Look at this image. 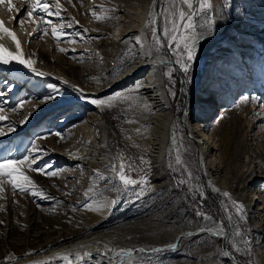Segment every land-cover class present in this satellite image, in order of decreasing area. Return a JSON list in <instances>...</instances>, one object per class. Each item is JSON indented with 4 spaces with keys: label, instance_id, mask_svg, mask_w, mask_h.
Returning <instances> with one entry per match:
<instances>
[{
    "label": "rangeland",
    "instance_id": "rangeland-1",
    "mask_svg": "<svg viewBox=\"0 0 264 264\" xmlns=\"http://www.w3.org/2000/svg\"><path fill=\"white\" fill-rule=\"evenodd\" d=\"M12 2L15 8L24 5L18 18L24 24L15 28L27 40L28 59L35 61L37 71L50 75L21 73L7 81L15 87L7 93L8 100L0 98V116L8 121L0 125L5 133L0 136V159L30 155L35 143L46 151L36 157L34 167L55 170L57 175L25 168L34 189L44 196L13 192L10 184H4L0 192V264H17L98 236L110 239L117 251L156 242L166 246L179 233H196L221 222L229 233L228 248L241 261L260 264L261 257L264 264V136L257 135L264 131V0H212L213 8L204 11L193 0L197 10L194 25L210 23L221 39L198 53L190 72H183V86L180 75L171 68L170 53L177 60L176 48L159 46L160 34L152 24L160 6L162 30L169 27L171 31L165 18L173 13V5L190 11L181 0H162L160 5L158 0H60L62 17H45L54 20L51 25L25 16L35 0ZM2 5L4 17L9 21L12 16L13 26L16 9L9 13L7 3ZM129 10L139 16L133 17ZM141 14L151 22L147 33L154 51L167 55L161 72L171 106L157 117L147 96L128 87L117 95L116 105L105 108L99 117L89 101L97 99L94 94L100 88L134 63L136 49L130 40L136 36L131 30L139 24ZM38 27L40 31L47 27L49 34L41 36ZM53 28L79 42L58 41L51 34ZM0 80V89L7 87L3 77ZM48 85H55L58 92L54 99L42 102L40 98L51 94ZM84 91L92 95L83 99ZM22 100L30 102L14 111ZM69 100L75 104L62 107ZM192 101L200 103L198 111ZM185 107L184 118H191L189 128L179 122ZM25 110L28 119L19 122ZM81 113L86 117L68 123ZM167 115L174 121L160 159L154 153L159 145L151 127ZM97 118L106 135L97 129ZM188 129L197 131L209 151L203 156L202 168L197 146L186 136ZM48 133L53 135L37 139ZM213 147L217 162L209 166ZM121 160L126 164L125 174L137 181L135 187L125 188L118 180ZM114 164L116 171L112 170ZM214 175L219 184L206 188ZM143 179L147 184L140 183ZM86 194L95 198L92 209L107 206L99 212L85 209ZM234 201L244 205V219ZM156 230L165 233L157 236ZM196 235L200 237L182 238L178 253L165 249L156 261L142 254L136 264H236L223 255L220 238Z\"/></svg>",
    "mask_w": 264,
    "mask_h": 264
},
{
    "label": "bare ground",
    "instance_id": "bare-ground-1",
    "mask_svg": "<svg viewBox=\"0 0 264 264\" xmlns=\"http://www.w3.org/2000/svg\"><path fill=\"white\" fill-rule=\"evenodd\" d=\"M161 1L162 0H160V1L158 0L159 5H160ZM7 6L8 5H6V7ZM3 8H4L3 5H0V20H2L4 22L5 26L8 29L15 32L17 38L19 39V41L21 43V51L23 52L24 57L28 59L29 48L27 45V40L26 41L23 40V38H24L23 34L24 33L18 31V29L15 28V26L17 25L18 18L21 15H23L24 5H20V6H18V8H15L16 9V16H15L16 22L13 26H12L13 21L11 18L12 16L10 17V20L8 21L4 17ZM7 9H8V7H7ZM132 10H133V8H132ZM130 13L134 14V15H132L133 17L136 15L139 16V13L137 11L136 12L130 11ZM146 19H145V16L143 14H141V17L138 18V20H140L139 24L136 27L133 26L134 28H133V30H131V33H132L131 35L136 36L134 39L130 40V43H132L136 49V52H135L136 53V59H135L134 63L129 68H127L123 73H121L118 76H116L115 78H113L109 83H107V85L105 87L100 88L94 94L98 98L103 99L105 101V103L99 107L97 105H94V104L91 105L92 108L98 110L99 117H101V113L103 112V110L105 108H110L111 106L116 105L115 98L117 97V95H119L120 92L124 91L128 87L137 88L136 87L137 84L141 85V87H139L138 89L141 92H143L144 95L147 96V98L150 100V103H151L150 105L154 107L155 113H156L155 116L159 117L160 115L165 113L171 106L170 105V98H169L168 93L165 89L164 77H163L162 72H161V66L165 63L167 55L161 54L160 53L161 51L160 52L154 51L152 43L150 41V37L147 33V29L150 27L151 23H149ZM136 20H137V18H136ZM162 21H163L162 20V11H160V6H159V10L157 9L155 11L154 16H152V24L155 27L160 29V31H156L157 35H158V33L160 34V35H158L159 46H161V47L166 46L167 47L168 45L166 43V40L162 36V23H163ZM27 25H28V23H27ZM31 26H33V25L31 24ZM31 32H32V30H31ZM195 32L198 34H201V39L197 41V49H198V53L200 52V54L202 53L203 48H206V46H212L215 42H217L218 40L221 39V35L219 33H217L212 28L210 23L207 25L198 27V28L195 26ZM213 32H214V34H210ZM29 34H31V33L29 32ZM0 43H3L7 48H9L10 51H12V52L16 51L15 44L11 40V38L4 36V37L0 38ZM176 51H177V49H175V53H176ZM170 58H171L170 61H172V64H173V66L171 68L173 70H175L180 75L182 81H184V79H183L184 73L180 69V66L176 63V60H175L176 57H174L173 53H170ZM4 69H9V70H12V71H15L18 73H22V74L23 73L28 74V75L33 74L29 69H26L21 65L13 63V64L8 65V66L0 65V77H2L1 72ZM44 74L50 75L45 71H44ZM52 78H54V77L52 76ZM0 82H1V80H0ZM0 86H2V85L0 84ZM182 86H183V82H182ZM82 93L86 97L89 95H92V94H90L89 91H84ZM3 98L5 100L6 99L8 100L9 96L6 94ZM192 105H194V110H196V111H198V109L200 108V103H198V102L194 103L192 101ZM25 111H26V114H22L21 117H19L20 118L19 122H25L28 119L27 115L29 114V111L28 112H27V110H25ZM185 111H186V107L184 108V111L181 114L179 122H180V125L182 127L185 126L186 128H189V126L191 124V118H188V119L184 118V112ZM196 116H197L196 114L193 115V117H196ZM3 117H5V116H3ZM83 117H86L85 113H81L75 117L70 118L68 123L69 124L74 123L77 120H81ZM97 119H99V121H98L99 123L97 122L98 123L97 127H99V128H97V129H100L106 135V130L104 128V124H103L101 118H97ZM158 120L159 121L151 127V131L152 132L156 131V133H157L155 135L156 136L155 139L158 142L159 147L156 149L157 151H154V153L157 154L161 159L164 152H165V145H166L165 143L167 140V133L170 130V128L172 127L174 119L172 118L171 115H167L166 117H161ZM7 122L8 121L6 119H5V122H2V120H1L0 125L1 124L5 125V123L7 124ZM89 125H91V127H92L93 123L91 122V124H89ZM74 129H76V128H74ZM188 131H189V129H188ZM200 131H203V130H200ZM0 132H2L1 129H0ZM78 134H80V133H78ZM257 135H263L264 136V131L259 132ZM81 136H83V134ZM186 136H187L188 140L192 141L197 146L198 164L201 167L203 156L208 154V152H209L205 148L206 143H205V141H204V143L202 142V140L200 139V136L197 135V131L192 132L190 130L189 132H186ZM201 136H203V134ZM212 149H213V153H212V157H211L212 161L208 162L209 166H212L213 164H216V162H217V158L216 157L213 158L215 156L214 155V147ZM212 178H213V180L210 184H205L206 188H209L210 186L219 184V178L218 177H216L214 175V177H212ZM220 227H221V225H217V226H214L210 229L215 230V229H218ZM203 229H206V228H203ZM162 233H165V232L161 231V230H158V231L156 230L157 236H159ZM194 234H208V235H211L213 237H217L213 233L202 232L200 230L196 233H192L189 231L182 232V233L177 234V236L175 237V240L166 246H162V244H158L156 242L154 244H148V245H144L142 247L132 248V250L143 249L144 251H135V254L127 259V264H136L139 261L138 257H141L140 255H142V254L143 255L146 254L148 256H151L154 259V261H156V258L159 255V253L165 249H169V250L173 251L174 253H178L181 251L180 243L182 241V238H186V240H188L191 237H200L198 235L193 236ZM230 234H231V232H230ZM228 237H229V233L224 228H223V235L221 237H217V238H220L223 242V245H222L223 246L222 247L223 248V255L233 259L232 263L235 262L234 261V259H235L236 264H245L243 261H241V259L238 258L235 251L230 250L228 248V246H227ZM186 244H188V243H186ZM195 244H197V243H195ZM106 249L112 250V252L109 253V256H112V257L117 256L118 251L116 250V246L113 244V242H111L110 239H105L102 236H98V237H94V238H90V239H86V240L76 242L75 244L69 245L67 247L65 246L63 248L53 250V251H51L47 254H44V255L36 256V257L30 258V259H26V260H24L20 263H17V264H49V262H51V264H65V262L60 260L59 257H61L64 254H73V255L80 254V255H83L84 252L91 253L92 258L89 259L88 257H84L83 261L73 260L72 264H108V258L100 255V253H104L106 251ZM258 261L261 264L262 258L260 257L258 259ZM146 262H148V261H146ZM114 264H120L119 257H117V259L114 261Z\"/></svg>",
    "mask_w": 264,
    "mask_h": 264
},
{
    "label": "snow or ice",
    "instance_id": "snow-or-ice-1",
    "mask_svg": "<svg viewBox=\"0 0 264 264\" xmlns=\"http://www.w3.org/2000/svg\"><path fill=\"white\" fill-rule=\"evenodd\" d=\"M71 2V0H69ZM183 5L187 6V9L190 11L186 12L183 7L176 9L175 5H173V13L166 17V22L169 24L171 31H169V27H165L162 30V36L165 40L170 41L169 47H175L177 49L176 56L177 60L176 63L180 65V69L185 73L188 74L190 72L191 66L194 64L197 55H198V49H197V41L201 39V34H198L195 32V25L193 23V17L196 14V9L193 7V0H181ZM7 3L8 5V12L11 13L13 9L15 8V5L13 4L12 0H0V5ZM199 4V10H211L213 8L212 0H198ZM54 6V8H53ZM62 5L60 3V0H35V4L31 6V8L27 9L25 12V16L29 18L30 20H39L43 22L45 25H51L53 24V19H45V17L48 18H61L63 13ZM39 13H43L44 15H39ZM91 15L95 18L96 17V11L93 10ZM69 20H72L71 17H69ZM151 23V22H150ZM24 24V19H20L17 21V26H22ZM155 31H160L159 28L154 26ZM38 31H40L38 27ZM49 31L48 28L45 27L43 31H40V35H48ZM51 34L56 37L58 41H60L62 38L65 42L69 43H78L79 41L76 39H70L69 33H63L59 32L58 30L53 28L51 31ZM210 34H214L210 33ZM7 36L11 38V40L15 44L16 51L12 52L7 48L3 43H0V65L8 66L13 63L23 66L26 69H29L33 74L37 76H44L43 72H38L36 68L34 67L35 61L31 59H27L24 57L23 52L21 51V43L19 39L17 38L14 31L8 29L4 22L0 20V38ZM60 51H64L63 49H60ZM7 84V87L4 89H0V98L4 97L7 93H10L15 85L8 83L7 81L4 82ZM66 83V82H65ZM137 88L141 87V85L137 84ZM48 89L50 90V95L40 98L42 102H46L49 100H52L55 98L58 90L55 85H48ZM81 98L86 99L84 97L83 93H81ZM247 99V98H245ZM28 100H22L20 101L16 108L13 109L18 110L22 109L25 103H29ZM90 103L97 105L98 107L103 105L105 101L103 99H91L89 101ZM3 109H0L2 111ZM6 119L3 116H0V120ZM131 122V121H127ZM10 128L14 129V126L9 124ZM5 135L4 132H0V136ZM53 135V133H48L45 136L38 137L37 139H46L48 136ZM54 135L60 136V133H55ZM30 155H25L21 158H15L11 155H5L4 158L0 159V192L3 191V186L5 183L10 184L12 187L13 192H19L21 194L28 193L32 195L33 197L36 196H44L45 194L42 191H37L34 189V182L33 180L26 174L25 168L42 173L46 176H52L55 177L57 175V172L55 170L52 171H45V169L36 168L34 165L37 162L36 157L40 154H42L46 149L38 148V146L34 143L31 147ZM143 158H141L142 160ZM126 164L121 160V163L119 164V171L117 172V178L121 182L122 186L125 188H132L135 187L137 184V181L135 179H132L130 176L125 174ZM117 166L114 164L112 165V170L116 171ZM99 175V173L95 174ZM142 185L147 184V180L143 179L140 181ZM144 188H141V191H144ZM91 191V189L89 190ZM224 196L228 197V193H224ZM139 197V193H138ZM86 199L89 201L88 203H85L83 207L88 210H95V211H102L107 205L105 204H99L95 209H92L91 201L95 198L88 197L86 194ZM113 203H115L113 201ZM236 208V211L238 214H241V219H244L242 213L244 210V205L239 202H233ZM204 216V214H199ZM204 218H207L204 216ZM202 232H210L213 233L217 237H221L223 235V224L221 222V227L218 229H201ZM239 249L237 248V251ZM135 251H144L143 249L140 250H119L117 252L116 257L109 256V253L112 252L111 249H106L104 253H100V255L105 256L108 258V264H114V261L119 257L120 264H127V259L135 254ZM84 257H88L89 259L92 258V254L89 252H84L83 255L80 254H64L61 257H59L60 260L64 261L65 264H72L73 260L76 261H83ZM51 264V262H49Z\"/></svg>",
    "mask_w": 264,
    "mask_h": 264
},
{
    "label": "water",
    "instance_id": "water-1",
    "mask_svg": "<svg viewBox=\"0 0 264 264\" xmlns=\"http://www.w3.org/2000/svg\"><path fill=\"white\" fill-rule=\"evenodd\" d=\"M180 83L182 84V79H181V77H180ZM184 102H185V100H184ZM214 198V197H213ZM215 199V198H214ZM215 201L217 202V199H215Z\"/></svg>",
    "mask_w": 264,
    "mask_h": 264
},
{
    "label": "built area",
    "instance_id": "built-area-1",
    "mask_svg": "<svg viewBox=\"0 0 264 264\" xmlns=\"http://www.w3.org/2000/svg\"><path fill=\"white\" fill-rule=\"evenodd\" d=\"M214 224H215V223H214ZM185 243H188V242H185ZM165 244L169 245V244H170V242H169V243L167 242V243H165ZM171 247H172V246H171ZM191 263H192V261H191Z\"/></svg>",
    "mask_w": 264,
    "mask_h": 264
}]
</instances>
